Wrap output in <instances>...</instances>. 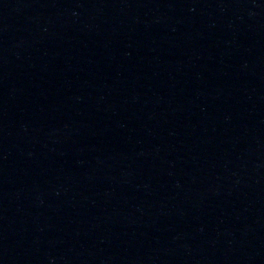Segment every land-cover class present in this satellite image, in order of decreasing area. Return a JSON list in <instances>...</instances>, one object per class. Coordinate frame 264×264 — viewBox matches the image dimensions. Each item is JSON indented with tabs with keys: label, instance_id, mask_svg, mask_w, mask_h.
<instances>
[{
	"label": "water",
	"instance_id": "1",
	"mask_svg": "<svg viewBox=\"0 0 264 264\" xmlns=\"http://www.w3.org/2000/svg\"><path fill=\"white\" fill-rule=\"evenodd\" d=\"M0 264H264V0H0Z\"/></svg>",
	"mask_w": 264,
	"mask_h": 264
}]
</instances>
